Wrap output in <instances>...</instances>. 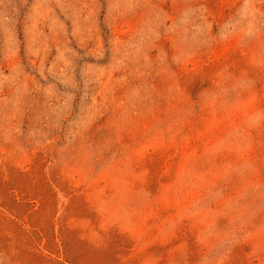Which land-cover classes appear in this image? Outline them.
Masks as SVG:
<instances>
[{
	"label": "rangeland",
	"instance_id": "1",
	"mask_svg": "<svg viewBox=\"0 0 264 264\" xmlns=\"http://www.w3.org/2000/svg\"><path fill=\"white\" fill-rule=\"evenodd\" d=\"M0 264H264V0H0Z\"/></svg>",
	"mask_w": 264,
	"mask_h": 264
}]
</instances>
